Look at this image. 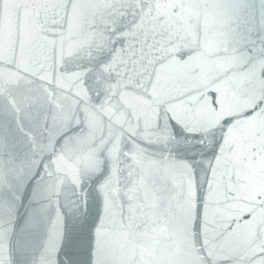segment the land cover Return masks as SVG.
Returning a JSON list of instances; mask_svg holds the SVG:
<instances>
[{"label": "snow or ice", "instance_id": "snow-or-ice-1", "mask_svg": "<svg viewBox=\"0 0 264 264\" xmlns=\"http://www.w3.org/2000/svg\"><path fill=\"white\" fill-rule=\"evenodd\" d=\"M25 6L3 4L6 12ZM32 7L58 13L53 26L59 31L51 33L50 41L57 53L53 82L71 90L89 129L97 126L98 117L109 128L99 147L81 151L75 145L86 141L70 136L61 146L53 191L66 200L68 224L58 231L57 241L83 257L80 264H101L106 258L104 224L116 215L121 194L115 164L121 156L136 164L142 157L138 148L131 156L122 151L123 113L133 103L151 107L159 101L167 66L182 69L211 91L210 98L204 92L199 97V112L210 118L193 128L174 115L177 131L160 127L159 143L168 154L164 159L183 170L181 202L162 208L164 190L153 189L143 178L133 182L123 194L136 203L128 215L121 210L116 221L114 258L120 264H162L180 254L194 264L230 262L213 243L222 217L239 221L252 241H264V26L257 48V41L249 39L255 29L246 27L251 21L241 15L251 7L247 0H39ZM125 41L131 42L117 51L114 45ZM209 66L217 69L210 76L204 71ZM75 111L65 115L69 124L76 122ZM221 120L232 125L223 138L227 151L214 131ZM239 128L248 134L237 141L233 132ZM87 140L96 143L94 137ZM209 153L215 163L209 161L212 178L201 195L195 175ZM7 238L8 229H0V250ZM20 250L25 255L28 244L22 242ZM257 256L264 264V246L253 248L249 259Z\"/></svg>", "mask_w": 264, "mask_h": 264}, {"label": "water", "instance_id": "water-1", "mask_svg": "<svg viewBox=\"0 0 264 264\" xmlns=\"http://www.w3.org/2000/svg\"><path fill=\"white\" fill-rule=\"evenodd\" d=\"M8 2L26 6L6 12L3 8L5 0H0V229H8L7 241L0 250V264H21V260H26L27 264H80L83 257L70 253L57 241L58 231L68 224L62 207L66 200L53 191L59 178L57 157L69 136L86 141L75 145L82 151L89 146L99 147L100 140L108 137L109 128L106 120L98 117L97 126L89 129L83 123L71 90L53 82L51 66L57 53L50 41L54 39L51 33L59 31L53 26L58 18L57 10L44 12L32 7L39 0ZM247 3L251 7L241 15L251 21L246 27L254 28L255 32L249 39L256 40L259 48L258 37L264 26V0H247ZM37 24L43 27H37ZM239 31L243 34L245 29L242 27ZM130 42H117L114 47L119 51L122 47L127 48ZM204 71L210 76L217 69L209 66ZM45 76L48 79H44ZM162 83L159 101L152 103L151 107L133 103L131 109L124 110L122 151L131 156L138 148L142 157L136 164L121 156L115 164L121 194L117 196V207L113 209L116 215L104 224L106 258L101 264H120L112 251L115 225L121 210L128 215L129 208L135 206L136 201H130L123 193L133 188V182L138 178H143L153 189L164 190L166 203L161 205L162 208L181 202L183 170L164 159L168 154L163 152L159 143L160 127L167 124L172 132L177 131L176 121L172 119L174 115L183 117L193 128L210 118L199 112L201 93L211 97V91L201 87L200 80L185 76L176 66H167L162 72ZM9 99H14L15 104H10ZM169 107L175 111H165ZM72 109L76 110V122L69 124L65 115ZM231 128L232 125L225 120L216 125L214 131L220 146L226 148L223 138L228 137ZM247 134V128L233 132L237 141ZM189 135L196 136L197 133ZM90 137L95 138V144L87 140ZM201 159L203 163L196 171L195 179L198 193L202 195L207 190L206 181L212 178L209 165L212 154ZM149 162H156V166ZM215 228L219 233L213 241L217 254L232 259L230 262L217 260L214 264H262L259 256L249 257L253 248L264 246V241H252L248 230L239 221L232 224L227 217H222L217 220ZM22 242L28 244L25 255L20 250ZM162 264L194 262L189 256L176 254Z\"/></svg>", "mask_w": 264, "mask_h": 264}]
</instances>
